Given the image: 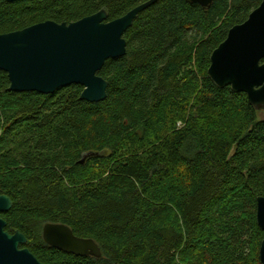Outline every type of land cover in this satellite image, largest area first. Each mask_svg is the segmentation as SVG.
<instances>
[{
    "label": "trees",
    "instance_id": "1",
    "mask_svg": "<svg viewBox=\"0 0 264 264\" xmlns=\"http://www.w3.org/2000/svg\"><path fill=\"white\" fill-rule=\"evenodd\" d=\"M147 0H0V33L100 9L107 20ZM261 0H156L98 74L102 101L72 84L9 91L0 70V217L44 264H261L264 111L208 77L212 51ZM263 113L262 118L258 114ZM46 222L92 238L101 256L44 243Z\"/></svg>",
    "mask_w": 264,
    "mask_h": 264
},
{
    "label": "water",
    "instance_id": "2",
    "mask_svg": "<svg viewBox=\"0 0 264 264\" xmlns=\"http://www.w3.org/2000/svg\"><path fill=\"white\" fill-rule=\"evenodd\" d=\"M155 1L140 3L110 21L105 9H100L69 23L46 20L0 33V70L7 74V89L50 94L76 84L83 88L80 99L102 101L108 82L98 72L107 59L125 54L124 33L137 14ZM188 1L207 8L214 0ZM207 74L217 87L229 86L233 92L245 93L255 110L264 111V0L245 21L228 30L210 55ZM11 205L10 197L0 194V213ZM255 212L257 225L264 231V196L256 198ZM5 227L6 221L0 217V264H44L25 247L27 239L23 233H10ZM41 236L45 244L66 253L101 256L100 247L92 238L76 236L66 224L46 222ZM258 254L264 264V237Z\"/></svg>",
    "mask_w": 264,
    "mask_h": 264
},
{
    "label": "rangeland",
    "instance_id": "3",
    "mask_svg": "<svg viewBox=\"0 0 264 264\" xmlns=\"http://www.w3.org/2000/svg\"><path fill=\"white\" fill-rule=\"evenodd\" d=\"M262 117H263V113H259L258 118H262Z\"/></svg>",
    "mask_w": 264,
    "mask_h": 264
},
{
    "label": "flooded vegetation",
    "instance_id": "4",
    "mask_svg": "<svg viewBox=\"0 0 264 264\" xmlns=\"http://www.w3.org/2000/svg\"><path fill=\"white\" fill-rule=\"evenodd\" d=\"M41 234H42V230H41Z\"/></svg>",
    "mask_w": 264,
    "mask_h": 264
}]
</instances>
